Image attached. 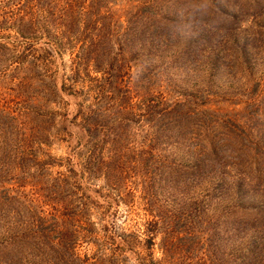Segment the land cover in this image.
I'll return each mask as SVG.
<instances>
[{
    "label": "rangeland",
    "instance_id": "rangeland-1",
    "mask_svg": "<svg viewBox=\"0 0 264 264\" xmlns=\"http://www.w3.org/2000/svg\"><path fill=\"white\" fill-rule=\"evenodd\" d=\"M188 1L170 26L150 19L180 2L101 0L115 33L92 39L61 26L72 0H0V264H137L134 250H147L148 235L158 264H264V0H220L225 13L214 17L208 7L216 0ZM83 4L96 8L76 0ZM31 7L49 31L36 33L35 42L18 33ZM128 19L137 26L132 33ZM202 29L225 54L210 79H202L210 73L203 49L194 52L199 60L174 55ZM24 40L53 50L51 67L27 57L12 71L5 45L21 49ZM90 47L107 57L118 52L119 65L95 70L88 49L76 63ZM74 66L79 75L69 90L63 75ZM128 95L132 117L140 118L102 144L109 170H86L91 142L80 104L104 107L107 119L125 111L117 107ZM152 98L186 105L175 122H162L149 113ZM169 138L176 150L162 148ZM173 150L182 162L195 160L197 171L164 172ZM120 170L113 178L110 171ZM163 240L172 253L165 255Z\"/></svg>",
    "mask_w": 264,
    "mask_h": 264
},
{
    "label": "trees",
    "instance_id": "trees-1",
    "mask_svg": "<svg viewBox=\"0 0 264 264\" xmlns=\"http://www.w3.org/2000/svg\"><path fill=\"white\" fill-rule=\"evenodd\" d=\"M154 1V0H153ZM166 2L169 3V5L175 4V3H179V5L177 7H175V10L169 14V13H165V8L161 9V7H159L158 9L160 10V12H162L161 16L155 15L153 16L150 20H154V21H158L160 23L163 24H168L170 26L174 25V23L176 21H178L176 18V16H178V14H184L186 12V10L184 9L183 6V2L185 0H164ZM217 3L215 5H209L208 9L210 11H212V16H221V13L224 14L225 13V7L222 6V3L220 0H216ZM92 2L94 4H96V8H92V6L89 4L88 7L86 4L82 5V8H79L78 6H76V0H72V2L70 3V10L68 12V20L64 21V18L61 17V21L60 24H62L61 26H66L67 31L66 33H85L87 35H89V37H91L92 39H96V37H102L104 35H113L115 32V27L112 26V23H110L107 19H109V17L112 19V13L110 12V10H108V8H105L104 10L99 9L100 7H102V3L101 0H92ZM187 2H189L187 0ZM152 5V1L147 3V5H145L146 7H149ZM98 6V8H97ZM35 10L30 9V11H27L26 13H28V15L22 16L21 18V26L18 27V33L20 37H25L29 39H33V41L35 42V40L37 39L36 33H48V27L46 26V23L42 20H40L39 17L35 16ZM224 12V13H223ZM84 17L83 15L86 14ZM167 15L169 17H167ZM133 17H135V15H133ZM233 17L235 18V15L233 14ZM149 22H142L140 24V26H146L147 23ZM144 23V24H143ZM143 24V25H142ZM150 24V22L148 23V25ZM127 25L128 27H132V31L135 29L136 24H130V19L127 20ZM60 30V28H58ZM196 30L192 33H195ZM95 33V34H93ZM199 33H202L201 35L197 36V35H193V37H189V39H194L192 41L188 40V42H184L183 45L179 44L180 50L178 52V54H174L175 57L178 56H184L186 55V58L188 56L190 61H194V60H199V58L201 59V57L196 56V54L194 53L197 48L199 47L200 49H203L204 52L206 53L207 59H204V62L208 63V60L210 61L209 63V74L207 77H205V75L202 74V79L207 78L210 79L213 74L215 73V71L219 70V67L221 66L222 62L221 59H223L225 57V54L223 52V46L222 43L220 44V42L215 46H213L212 44V39H210L209 33L207 30L202 29L199 30ZM119 34V33H118ZM84 36H82L83 38ZM110 37V36H109ZM81 38V40L83 41V39ZM90 39V41L92 40ZM54 48L55 45H57V43H55L54 40H51ZM23 42V44H22ZM21 46L23 45V47L21 49H18V47L16 46H8L5 45L6 48H8L10 51V59L11 61H13V63H15L16 65L12 67V71L17 70V69H23L24 64L26 63V58H30L31 60H36V65L42 68H45V66H50L51 63H54V61H52V55L54 54L53 50H51L50 48H43V47H37L35 46L34 42H29V41H22ZM84 44V43H83ZM83 44H81L82 48H83ZM97 44L96 42L93 43ZM194 44H196V48H194ZM60 45V43H59ZM87 49L89 50V56L91 58H95L96 59V64H95V70H100L102 72H111L113 71L117 65H119L118 63V52H114L111 55L105 56V54H108L109 51H94L90 48H84L83 53L80 54H76V58L74 59L76 61V63H80L82 62V60H84L86 58V51ZM215 50V51H214ZM59 55V53H57ZM173 55V56H174ZM192 56V57H191ZM102 59V60H101ZM105 60H107V66L103 67V63L105 62ZM85 61H83V63H85ZM72 72L71 74L67 73L66 75H63L65 82L68 84L69 87H67L68 89L72 86H74V83H76L75 79L78 77L79 75V67H73L71 68ZM47 70V69H46ZM51 72V71H50ZM18 74V72H17ZM115 77H117V75H114ZM121 76V75H120ZM45 77H50L51 78V73H48V70L45 74ZM19 79H21V77H19ZM66 79L69 81V83L66 81ZM54 86L56 87L57 90V82L54 78ZM66 85L64 84L63 80L60 84V87L64 90V87ZM72 90V89H69ZM128 91V89H127ZM77 92V91H76ZM153 101L149 103V113L151 115V117L153 118H157V119H161L162 122L163 121H167L170 120V122H175L177 117L180 116V107L183 105H186L185 102H181L176 104L175 106H170L167 105H163L162 102L158 99H154L152 98ZM127 102H123L124 104L122 105H118L117 110L119 109H123L125 111H122V113L120 115H117L115 117H113L115 115V113H112V115L105 119L103 118V116L106 113V109L103 107V109L100 107H83L82 104H80V114L83 120L82 126L85 127V129L87 130V137H88V141L87 142H91L90 148L88 150V155L84 160V167L86 170H93L96 167L100 168L101 170H109L108 164H105V159L104 156L102 154V144L105 143L108 140H112V141H117V133L120 131V128L122 126V124H124L126 121L128 120H138L140 118V113H138L137 117L134 119L132 117L133 114V110H132V105L130 104V100H131V96L128 95L127 98ZM161 105V106H160ZM177 105V106H176ZM84 108V109H83ZM111 106L107 107V111H110ZM79 110V109H78ZM77 115V113H76ZM107 115V114H106ZM2 116H5V118H8L10 116L3 114ZM163 117H166L165 119ZM110 119V120H109ZM161 122V121H160ZM96 130L100 131L101 133V137H97V133ZM168 141H166V144L163 145V149H167L169 144H171V148L176 150L178 145V141L176 139L172 140L171 138L166 139ZM159 139H157V141L152 145V147L155 149V151L158 149L157 143H158ZM133 146V145H131ZM144 147V144L141 146V148ZM127 149L129 147H126ZM173 152H168L165 153L168 154V159L166 158V160L164 161V168L162 169L164 170V172H170L172 174H174L176 176V174H178L179 172H195L198 169V164L196 163V161H192L191 163L188 162H182L180 159V157H178L176 151ZM191 153V152H190ZM192 155H194L193 153H191ZM112 161V166L116 165V161H117V157H113L111 159ZM110 165V164H109ZM113 174V178L115 177H119V173L118 172H122V170L120 171H110ZM167 177V176H166ZM111 181V179H110ZM215 186H217V183H214V185L210 188V189H206V194H210L212 193L213 189L215 188ZM203 193V196H205L206 194ZM193 201V200H192ZM199 201H201V199L199 200H194V203H198ZM151 202H154L153 199H151ZM156 202V199H155ZM154 202V203H155ZM242 212H246V211H242ZM157 224V221L154 220V222ZM145 229L147 230L146 234L150 233L151 231V227L149 226H145ZM169 235V234H168ZM152 235H148L145 238V241L147 242V247L145 250V252L141 255L138 256L139 254V250H134V252L137 254V264H158L157 259H155L154 257V253L153 251L150 249V246L152 244V240L151 237ZM173 236V235H170ZM9 238V237H8ZM125 238H122L123 241H125ZM23 240H26V238H23ZM128 240V238H126V241ZM139 240V238L137 239V241ZM167 240H163L162 241V245L161 247L164 249V253L165 255H167L168 253H172L173 250L170 249V245L169 243L166 242ZM117 244V243H116ZM1 245V243H0ZM4 245V244H3ZM65 245V244H64ZM117 246H120L119 244ZM121 247V246H120ZM252 258V257H251ZM247 260V259H244ZM171 263V262H170ZM250 263H254L253 261H250ZM249 263V264H250ZM182 264V262H181Z\"/></svg>",
    "mask_w": 264,
    "mask_h": 264
}]
</instances>
